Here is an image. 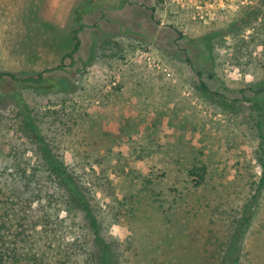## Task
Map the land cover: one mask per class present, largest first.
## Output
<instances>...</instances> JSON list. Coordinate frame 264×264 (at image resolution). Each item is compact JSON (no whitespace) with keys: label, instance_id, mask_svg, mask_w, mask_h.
I'll return each mask as SVG.
<instances>
[{"label":"rangeland","instance_id":"374dc122","mask_svg":"<svg viewBox=\"0 0 264 264\" xmlns=\"http://www.w3.org/2000/svg\"><path fill=\"white\" fill-rule=\"evenodd\" d=\"M263 22L260 0H0V72L45 71L43 86L16 96L88 186L102 237L120 249L118 264H264V111L260 138L248 101L264 88ZM3 82L7 242L31 224L35 246L46 221L54 231L44 242L48 257L70 251L66 264H80L72 248L85 233L80 214L56 207L43 178L27 200L8 175L46 172L16 131V87ZM18 211L28 213L21 222ZM235 226L239 238L223 260Z\"/></svg>","mask_w":264,"mask_h":264},{"label":"trees","instance_id":"16d2710c","mask_svg":"<svg viewBox=\"0 0 264 264\" xmlns=\"http://www.w3.org/2000/svg\"><path fill=\"white\" fill-rule=\"evenodd\" d=\"M264 6V0H260ZM264 28V22L262 23ZM81 28L78 27L74 30V36L76 37V46L72 52L68 54L69 57H72V53L75 52L79 45V40L76 36V33ZM61 66H57L59 69ZM201 76V73H198ZM9 79L10 82L16 87L13 88L9 93L12 94L15 98L16 103V114H15V123L16 131L23 133L28 141L33 144L35 152L39 156L40 163L43 170L46 172L43 174H37L36 172H26L24 169L16 170L14 173L8 174L9 177L14 181H19L22 183L24 190L27 193V200H29L30 195L39 194L41 189L37 186L39 179L43 178L49 186L52 187L57 193L55 198V205L66 206L65 209H68L69 212H77L81 216L82 228L84 229V236L82 241H78L72 244L73 251L78 250L77 253L80 264H118V257L120 255V249L118 244H114L113 241L107 240L102 237L100 233V222L94 212V208L90 202V190L88 186L81 181L80 177L72 173L67 165L65 164L62 156L55 153L51 144L46 139L43 129L40 126L39 118L34 115L31 109L24 104L22 98L16 96L22 88H37L43 86L48 77L45 74V71L39 72L35 76H20L12 72H0V83ZM203 89H207L205 84H201ZM19 87V88H17ZM2 89V88H1ZM7 90H4V94L8 93ZM253 96L248 99L252 103L253 111L259 116L258 121V131L259 137L262 138V113L264 111V88L253 90ZM16 96V97H15ZM262 143H260V147ZM264 166V162H262ZM195 166L189 170L188 173L194 174ZM4 176V175H3ZM1 177V176H0ZM260 185L264 182V176L260 180ZM199 183V181H198ZM258 190L253 194L250 202L245 206L244 211L248 213L251 212L250 206L253 202L256 201ZM17 216L19 217L17 221L21 222V219L28 216L26 211L23 213L18 211ZM250 220V214H245L242 216V225H246ZM33 218L30 221L32 222ZM42 226L38 235V240L35 241V246L28 242L27 230L34 228L29 224L30 228L27 226L23 230H17V233L11 235L9 242L6 239V232L2 228H7L5 220L0 221V264H66L70 254L68 251H65L63 256L54 261L48 257L46 250H44V242L47 241L50 243L52 237L54 236V231L49 229V224L46 221L42 222ZM237 226L233 233H231L230 238L226 243V247L222 250V259L230 258L232 252V245L239 238L237 233ZM53 236L51 237V235ZM31 240V239H30ZM25 242V243H24ZM60 250L59 246H57ZM220 254V252H219ZM237 260V257H235Z\"/></svg>","mask_w":264,"mask_h":264}]
</instances>
